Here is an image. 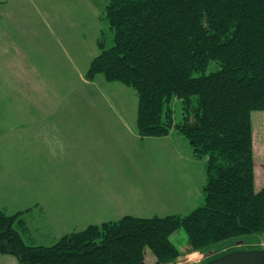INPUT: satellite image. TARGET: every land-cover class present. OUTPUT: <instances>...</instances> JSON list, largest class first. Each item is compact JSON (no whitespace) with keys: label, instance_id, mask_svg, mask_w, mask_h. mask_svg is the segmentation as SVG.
Returning <instances> with one entry per match:
<instances>
[{"label":"rangeland","instance_id":"obj_1","mask_svg":"<svg viewBox=\"0 0 264 264\" xmlns=\"http://www.w3.org/2000/svg\"><path fill=\"white\" fill-rule=\"evenodd\" d=\"M0 1V212L21 211L15 227L27 244L50 245L127 214L186 213L204 202L205 158L194 156L190 141L176 130L141 138L136 89L102 74L86 78L99 41L114 43L104 18L109 0ZM171 105L181 119L182 102ZM252 122L258 190L264 110ZM258 237L264 245V234ZM170 239L186 251L183 227ZM202 257L187 252L175 264Z\"/></svg>","mask_w":264,"mask_h":264},{"label":"trees","instance_id":"obj_2","mask_svg":"<svg viewBox=\"0 0 264 264\" xmlns=\"http://www.w3.org/2000/svg\"><path fill=\"white\" fill-rule=\"evenodd\" d=\"M104 18L114 43L99 41L86 78L136 89L141 138L176 130L190 141L205 158L204 202L186 213L89 224L50 245L23 240L21 211L0 212V253L21 264H173L199 251L190 264H264L252 122L264 110V0H109ZM173 99L183 104L178 120ZM180 227L184 252L170 239Z\"/></svg>","mask_w":264,"mask_h":264},{"label":"crops","instance_id":"obj_3","mask_svg":"<svg viewBox=\"0 0 264 264\" xmlns=\"http://www.w3.org/2000/svg\"><path fill=\"white\" fill-rule=\"evenodd\" d=\"M1 254V253H0ZM4 255V254H3ZM6 255V254H5ZM15 258V257H14ZM0 264H19V262L17 261V259L15 258V260L14 259H11V258H9V259H7V260H3V259H1L0 258ZM21 264V263H20Z\"/></svg>","mask_w":264,"mask_h":264}]
</instances>
